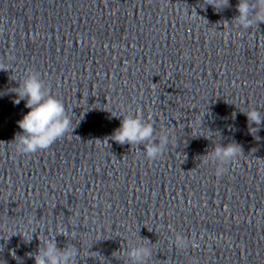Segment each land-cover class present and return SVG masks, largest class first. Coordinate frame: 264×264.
Returning <instances> with one entry per match:
<instances>
[{"label":"water","instance_id":"1","mask_svg":"<svg viewBox=\"0 0 264 264\" xmlns=\"http://www.w3.org/2000/svg\"><path fill=\"white\" fill-rule=\"evenodd\" d=\"M239 3L0 0V264L50 243L71 264H135L138 248L142 264H264V22L240 26ZM29 75L70 127L24 154ZM125 118L152 137L116 143Z\"/></svg>","mask_w":264,"mask_h":264},{"label":"clouds","instance_id":"2","mask_svg":"<svg viewBox=\"0 0 264 264\" xmlns=\"http://www.w3.org/2000/svg\"><path fill=\"white\" fill-rule=\"evenodd\" d=\"M228 0H210V3L221 8L227 5ZM250 9L255 10L254 19L249 18ZM239 16L237 23L244 29H248L256 22H264V0H255L254 4H249L248 0H240L237 5ZM26 99L25 107L29 111L17 121V126L22 130V135L15 137L17 150L21 153L28 154L38 150L47 149L54 141L62 137L70 127V120L65 115L63 104L47 96L42 91L40 80L35 75H29L23 82L18 91V99L13 101L19 104L21 100ZM247 118L249 122L259 124L261 117L255 110L248 111ZM153 135L151 124H142L139 118L123 119L120 128L115 132L112 139L118 144H136L149 140ZM167 135L159 138V144H149L145 147V155L148 158H154L162 148L167 144ZM240 151L236 145L227 147H217L212 153L211 159L225 163L231 161ZM223 168H217L216 174L220 175ZM177 247H183L185 241L182 237H176ZM72 250L58 253L54 244H48L46 250L39 256L35 257V264H71L74 256ZM147 248L135 249L130 255L134 258L135 264H142L143 260L149 255Z\"/></svg>","mask_w":264,"mask_h":264}]
</instances>
